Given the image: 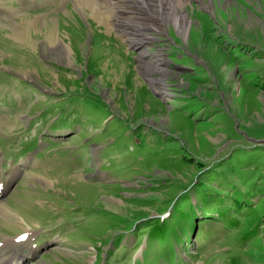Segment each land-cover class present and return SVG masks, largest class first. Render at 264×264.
<instances>
[{"label": "rangeland", "instance_id": "374dc122", "mask_svg": "<svg viewBox=\"0 0 264 264\" xmlns=\"http://www.w3.org/2000/svg\"><path fill=\"white\" fill-rule=\"evenodd\" d=\"M221 1L146 41L166 98L105 9L0 0V261L264 264V0ZM33 18L29 46L11 32Z\"/></svg>", "mask_w": 264, "mask_h": 264}, {"label": "bare ground", "instance_id": "6f19581e", "mask_svg": "<svg viewBox=\"0 0 264 264\" xmlns=\"http://www.w3.org/2000/svg\"><path fill=\"white\" fill-rule=\"evenodd\" d=\"M189 1L195 0H81V3L84 7L88 5L87 7H90L95 14L97 13L96 11L102 13L101 11L103 9L106 10V13L109 14L106 17L108 18V23L118 30L132 47L140 51V54L139 56H136V59L139 62V69L146 77L147 82L150 86L155 88V91H157L161 96L168 98L170 97V93L166 90L164 82L169 79L168 76L170 75V71L168 69L167 60L163 56V51L165 49L163 46H159L155 51L149 52L146 47V41L152 40L155 42V40H158L160 37V34L163 32L168 33V29H171L170 27H174L177 35L182 37L181 39H185L189 29L191 31L192 28V25L190 26L189 24L190 15L188 16L186 10L183 8V5ZM196 1L203 9H205L204 11H212V14L217 13L218 8L227 3L221 0H212V5L209 6L203 0ZM78 5H80V1L76 6ZM94 19L97 21L99 20L97 16ZM36 21L37 20L33 18L29 21L25 20V22H21L20 24L22 25L19 24V29L14 28L21 31H17V33L11 32L13 37H15V39H21L20 41L25 42L26 45H35L29 32L31 27H34L36 24ZM47 27L48 25H46V28ZM44 36L48 39L47 41L51 45L50 52L55 56V60L63 62L65 56H68L65 52V46L55 45L56 36L50 29L48 32L44 33ZM21 51L20 53L22 55ZM18 56L20 55L18 54ZM0 214L8 216V214H6L3 210V207H0ZM30 235L31 232L26 233V237H29ZM8 242L9 241L6 243L4 241L0 243V253L11 246V242ZM21 258L22 257H19L17 253L14 252L8 260L0 261V264H12V261H18V264H20L19 262Z\"/></svg>", "mask_w": 264, "mask_h": 264}, {"label": "trees", "instance_id": "16d2710c", "mask_svg": "<svg viewBox=\"0 0 264 264\" xmlns=\"http://www.w3.org/2000/svg\"><path fill=\"white\" fill-rule=\"evenodd\" d=\"M177 213L178 214H182V209L181 210H178L177 211ZM185 216H188V213H187V215H185ZM232 220H234V219H232V218H228V222L231 224V226H234V221H232ZM169 228H170V225H167L165 228H164V226L162 225V223H157L156 225H154V226H152L151 228H150V236H152V238H157V239H162V238H165V231H166V229L167 230H169ZM251 231H252V229H250L249 231H248V234H251Z\"/></svg>", "mask_w": 264, "mask_h": 264}]
</instances>
